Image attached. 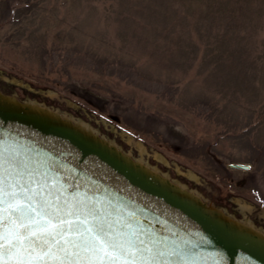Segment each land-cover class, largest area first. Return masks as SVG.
<instances>
[{
  "label": "rangeland",
  "instance_id": "374dc122",
  "mask_svg": "<svg viewBox=\"0 0 264 264\" xmlns=\"http://www.w3.org/2000/svg\"><path fill=\"white\" fill-rule=\"evenodd\" d=\"M0 91L264 228V0H0Z\"/></svg>",
  "mask_w": 264,
  "mask_h": 264
},
{
  "label": "water",
  "instance_id": "95a60500",
  "mask_svg": "<svg viewBox=\"0 0 264 264\" xmlns=\"http://www.w3.org/2000/svg\"><path fill=\"white\" fill-rule=\"evenodd\" d=\"M0 151L55 166L114 215L135 213L138 227L179 245V264H264L262 229L57 109L0 91Z\"/></svg>",
  "mask_w": 264,
  "mask_h": 264
},
{
  "label": "snow or ice",
  "instance_id": "6c2138e0",
  "mask_svg": "<svg viewBox=\"0 0 264 264\" xmlns=\"http://www.w3.org/2000/svg\"><path fill=\"white\" fill-rule=\"evenodd\" d=\"M55 166L0 151V264H179L169 248ZM179 258V261L176 259Z\"/></svg>",
  "mask_w": 264,
  "mask_h": 264
},
{
  "label": "flooded vegetation",
  "instance_id": "af4514ba",
  "mask_svg": "<svg viewBox=\"0 0 264 264\" xmlns=\"http://www.w3.org/2000/svg\"><path fill=\"white\" fill-rule=\"evenodd\" d=\"M103 136V135H102ZM116 144L118 145V146H120L121 147V145H119V143L118 142H116ZM122 148V147H121ZM123 149V148H122ZM124 150V149H123ZM125 151H127V150H125ZM129 152V151H128ZM131 153V152H130ZM132 155V154H131ZM133 157H136V156H134V155H132ZM136 158H138V157H136ZM142 159V158H141ZM143 160V159H142ZM145 161V160H144ZM223 209H225V208H223ZM226 210V209H225ZM227 211V210H226ZM230 213V212H229ZM235 216V215H234ZM242 219H245V218H242ZM262 231H264V228H262Z\"/></svg>",
  "mask_w": 264,
  "mask_h": 264
},
{
  "label": "bare ground",
  "instance_id": "6f19581e",
  "mask_svg": "<svg viewBox=\"0 0 264 264\" xmlns=\"http://www.w3.org/2000/svg\"><path fill=\"white\" fill-rule=\"evenodd\" d=\"M191 173V172H190ZM193 176H195V174H193ZM192 175H191V177H193ZM193 178H195V177H193Z\"/></svg>",
  "mask_w": 264,
  "mask_h": 264
}]
</instances>
